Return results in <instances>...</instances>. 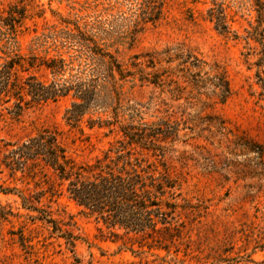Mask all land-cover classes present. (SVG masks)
Here are the masks:
<instances>
[{
	"label": "rangeland",
	"instance_id": "374dc122",
	"mask_svg": "<svg viewBox=\"0 0 264 264\" xmlns=\"http://www.w3.org/2000/svg\"><path fill=\"white\" fill-rule=\"evenodd\" d=\"M18 1L0 0V15L9 3L26 11L14 38L0 24L1 58L53 55L60 47L53 37L65 36L74 24L97 36L127 69L148 59L134 55L153 57V68L139 67L160 73L159 85L140 82L138 74L125 82L120 120L177 127L175 139L158 142L163 158L151 156L153 150L148 156L175 181L179 227L171 239L121 230L114 237L65 196L45 194L35 205L46 210L57 231L39 212L23 208L18 191L31 195L37 187L19 174L8 176L2 164L6 143L55 128L69 157L81 163L119 135L71 128L63 119L68 99L30 103L20 111L11 100L0 104V186L12 189L0 191V264H264V0L262 7L256 0H162L159 19L137 26L140 0ZM211 9H221L226 30L216 27ZM63 46L59 51L67 60L78 54L75 42ZM194 58L197 68L189 64ZM72 60L73 67L90 63L86 55ZM183 68L191 75L199 71L206 81L222 76L229 96L220 102L209 82L194 88ZM30 72L50 77L36 68L19 75Z\"/></svg>",
	"mask_w": 264,
	"mask_h": 264
},
{
	"label": "trees",
	"instance_id": "16d2710c",
	"mask_svg": "<svg viewBox=\"0 0 264 264\" xmlns=\"http://www.w3.org/2000/svg\"><path fill=\"white\" fill-rule=\"evenodd\" d=\"M256 2L262 7L261 0ZM161 7L162 0H140V12L134 25L155 22L161 15ZM25 14L24 6L9 3L6 15H0V24L14 38ZM210 17L215 19L217 28L226 30L221 9L216 13L211 9ZM66 31L65 36L53 37L56 46H60L53 55L0 57V104L14 100V107L20 111L23 105L30 103L68 99L63 119L71 128L83 134L84 125L88 129H105L106 135L115 131L119 136L98 155L81 163L69 157L55 128L43 127L23 141L6 143L2 164L8 176L19 174L20 178L30 179L37 187L31 195L18 191L21 206L39 212L40 218L52 223V228L58 231L46 210L35 203H40L45 194L50 198L65 196L80 213L94 217L114 237H121L117 232L121 230L125 235L133 233L145 239H152L158 233L171 239L179 227L176 214V208L180 206L176 202L179 193H176L175 181L167 173L158 171L154 161L149 160L148 151L153 150L151 156L162 159L164 147L158 142L175 139L178 129L167 121L147 124L141 119L129 123L120 120V95L125 82L133 81L138 74L140 82L159 85L160 73L146 72L139 67L144 64L146 68H153V57L134 55L136 60L144 56L148 59L133 62L135 70L127 69L97 36L86 33L76 24ZM71 40L79 46V51L75 58L67 60L59 50ZM82 55H86V63H90L73 67L72 59ZM189 64L197 68L200 61L194 58ZM29 68L44 70L50 77L41 79L32 72L19 75V71ZM183 72L196 89L209 82L212 93L220 102L229 96L228 83L222 76H213L206 81L199 76V71L191 75L188 68H183ZM88 137L86 135L84 139ZM160 164L164 165L163 162ZM11 190L0 186L3 193ZM65 239L72 244L74 237L69 235Z\"/></svg>",
	"mask_w": 264,
	"mask_h": 264
}]
</instances>
